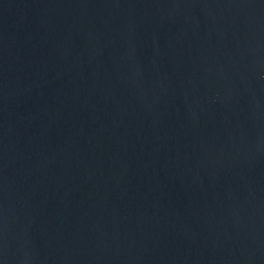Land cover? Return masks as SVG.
<instances>
[{
  "label": "water",
  "instance_id": "obj_1",
  "mask_svg": "<svg viewBox=\"0 0 264 264\" xmlns=\"http://www.w3.org/2000/svg\"><path fill=\"white\" fill-rule=\"evenodd\" d=\"M0 264H264V0H0Z\"/></svg>",
  "mask_w": 264,
  "mask_h": 264
}]
</instances>
